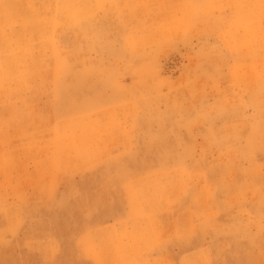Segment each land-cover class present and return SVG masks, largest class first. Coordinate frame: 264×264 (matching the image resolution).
<instances>
[{"label":"rangeland","instance_id":"374dc122","mask_svg":"<svg viewBox=\"0 0 264 264\" xmlns=\"http://www.w3.org/2000/svg\"><path fill=\"white\" fill-rule=\"evenodd\" d=\"M76 1L0 0V264H264V0Z\"/></svg>","mask_w":264,"mask_h":264},{"label":"bare ground","instance_id":"6f19581e","mask_svg":"<svg viewBox=\"0 0 264 264\" xmlns=\"http://www.w3.org/2000/svg\"><path fill=\"white\" fill-rule=\"evenodd\" d=\"M8 1H10V0H8ZM30 1V0H29ZM155 1V0H154ZM37 2V1H36ZM36 2H34V3H36ZM39 2V1H38ZM42 2V1H41ZM72 2H78V1H76V0H72ZM29 4V3H28ZM148 4V3H147ZM217 4V3H216ZM30 5V4H29ZM31 5H33V4H31ZM107 5V4H106ZM149 5V4H148ZM6 6V5H5ZM216 6V5H215ZM218 6V5H217ZM221 6V5H220ZM24 7V6H23ZM35 7L36 8H38L36 5H35ZM54 7V6H53ZM52 7V8H53ZM24 8H26V4H25V7ZM231 8V7H230ZM31 9H33V8H31ZM43 9V8H42ZM149 9V8H148ZM214 9V8H213ZM21 10V9H20ZM216 10V9H215ZM219 10V9H218ZM247 10H249V9H247ZM24 11V10H23ZM27 11V10H26ZM34 11V10H33ZM37 10L35 9V12H36ZM147 11V10H146ZM12 12H13V10H12ZM42 12H44V11H42ZM61 13V12H60ZM19 14V13H18ZM23 14V13H22ZM185 14V13H184ZM65 15V14H64ZM11 17V16H10ZM17 18H18V16H17ZM263 18V17H262ZM186 20V19H185ZM57 21V20H56ZM58 22V21H57ZM127 22V21H126ZM258 23V22H257ZM59 24H60V22H59ZM58 24V25H59ZM41 26V25H40ZM251 24H250V26L248 27L249 29H247V36L248 37H250V36H252V32L253 31H250V28H251ZM254 26H256V25H254ZM63 27V26H62ZM252 28H255V27H252ZM235 30H237L236 28H235ZM234 30V31H235ZM257 31V30H256ZM157 32V31H156ZM232 32V31H231ZM159 33V32H158ZM229 33V32H228ZM234 33V32H233ZM237 33V32H236ZM235 33V35H237V36H239L238 34H236ZM253 33H255V32H253ZM148 34H149V32H148ZM153 34V33H152ZM165 34H166V32H165ZM257 34V33H256ZM78 35V34H77ZM232 35H234V34H232ZM254 35V34H253ZM228 36V35H227ZM236 36V37H237ZM254 36H256V35H254ZM246 37V36H245ZM241 38V37H240ZM244 38V37H243ZM27 39V38H26ZM149 39H151V37L149 38ZM251 39V38H250ZM253 39V38H252ZM256 39V38H255ZM29 40V39H28ZM27 40V41H28ZM236 40V39H235ZM244 40H246V39H244ZM26 41V40H25ZM237 41V43H238V40H236ZM256 41V40H255ZM148 42V41H147ZM258 42H259V39H258ZM247 43V42H246ZM254 43V42H253ZM259 44V43H258ZM148 45H150V44H148ZM153 45H154V42H153ZM254 46H255V44H253ZM237 46H238V44H237ZM241 46V45H240ZM254 46L252 47V48H254ZM106 47V46H105ZM256 47V46H255ZM237 48V47H236ZM257 48V47H256ZM234 49V48H233ZM101 54V53H100ZM145 60V59H144ZM23 61V60H22ZM33 62V61H32ZM37 63V62H36ZM17 64V63H16ZM134 65V64H133ZM33 70V69H32ZM19 71H20V69H19ZM29 71V70H28ZM52 72V71H51ZM20 73V72H19ZM18 73V74H19ZM22 73V75H24L23 74V72H21ZM40 73V72H39ZM46 73V72H45ZM240 73V72H239ZM29 74H30V72H29ZM28 74V75H29ZM35 74V73H34ZM41 74V73H40ZM50 74V73H49ZM20 75V74H19ZM31 75V74H30ZM39 75V74H38ZM243 74L241 73V76H242ZM35 76H36V74H35ZM47 76H49V75H47ZM16 77V76H15ZM37 77V76H36ZM35 77V78H36ZM240 77V76H239ZM13 78V77H12ZM8 80H10L9 78H8ZM13 80V79H12ZM48 80V79H47ZM4 81V80H3ZM8 82V81H7ZM10 82V81H9ZM38 82V81H37ZM24 83V82H23ZM26 83V82H25ZM45 83V82H44ZM7 84V83H6ZM4 85V84H3ZM9 85V84H8ZM11 85V84H10ZM14 85V84H13ZM23 86V85H22ZM44 86V85H43ZM15 87V86H14ZM13 87V88H14ZM12 88V89H13ZM43 88V87H42ZM8 89H9V87H8ZM36 89V88H35ZM17 90V89H16ZM32 91V90H31ZM41 91V90H40ZM11 92V91H10ZM1 95H2V93H1ZM34 95V94H33ZM3 96V95H2ZM11 97H14V95L13 96H11ZM13 105V104H12ZM20 105V104H19ZM15 107V106H14ZM9 108V107H8ZM12 109H14V108H12ZM16 110V109H15ZM9 111V110H8ZM11 111V110H10ZM128 111V110H127ZM17 112V111H16ZM9 114V113H8ZM8 114H7V116H8ZM21 116V115H20ZM14 117V116H13ZM8 118V117H7ZM11 119V118H10ZM30 119V118H29ZM104 119V118H103ZM88 120H89V118H88ZM21 121V120H20ZM19 122V121H18ZM79 122V121H78ZM102 122V121H101ZM17 123V122H16ZM44 123V122H43ZM80 126V125H79ZM78 126V127H79ZM93 126V125H92ZM13 127V126H12ZM16 127V126H15ZM81 127V126H80ZM30 128V127H29ZM99 128V127H98ZM6 130V129H5ZM95 130H97V129H95ZM75 131V130H74ZM81 131V130H80ZM60 132H61V130H60ZM65 132V131H64ZM67 133H68V131H67ZM62 134V133H61ZM71 134V133H70ZM69 134V135H70ZM1 136V135H0ZM4 136V135H3ZM67 136V135H66ZM61 137H64V136H61ZM71 137V136H70ZM2 138V137H1ZM76 140V139H75ZM84 140V139H83ZM71 141V140H70ZM80 142V141H79ZM82 142V141H81ZM78 144V143H77ZM53 145V144H52ZM60 145V144H59ZM62 146V145H61ZM71 147V146H70ZM71 149V148H70ZM58 152V151H57ZM77 152V151H76ZM83 152V151H82ZM72 153H74V152H72ZM80 159V158H79ZM90 160V159H89ZM163 186V185H162ZM133 192V191H132ZM152 196V195H151ZM153 197V196H152ZM154 197H155V195H154ZM153 197V198H154ZM200 197V196H199ZM11 212V211H10ZM139 231V230H138ZM113 235V234H112ZM114 238V237H113ZM119 238V237H118ZM123 238V237H122ZM106 239V238H105ZM117 240V239H116ZM122 240V239H121ZM107 241V240H106ZM114 241H112L111 243H113ZM111 243H110V245H111ZM107 244V243H106ZM107 245H104V247H106ZM129 247V246H128ZM134 247V246H133ZM139 248V247H138ZM114 249V248H113ZM126 250H127V248H126ZM133 250H135V249H133ZM97 251V250H96ZM115 251V250H114ZM130 251V250H129ZM128 250H127V252H129ZM113 252V251H112ZM124 252V251H123ZM135 252V251H134ZM114 255V254H113ZM117 259V258H116ZM118 260V259H117Z\"/></svg>","mask_w":264,"mask_h":264}]
</instances>
